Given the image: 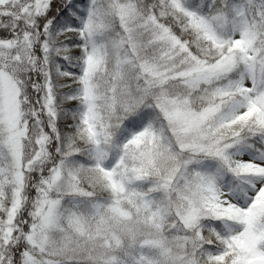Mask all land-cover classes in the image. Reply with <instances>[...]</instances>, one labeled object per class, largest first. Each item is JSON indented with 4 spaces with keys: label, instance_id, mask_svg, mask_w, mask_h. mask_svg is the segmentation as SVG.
Wrapping results in <instances>:
<instances>
[{
    "label": "snow or ice",
    "instance_id": "1",
    "mask_svg": "<svg viewBox=\"0 0 264 264\" xmlns=\"http://www.w3.org/2000/svg\"><path fill=\"white\" fill-rule=\"evenodd\" d=\"M0 264H264V0H0Z\"/></svg>",
    "mask_w": 264,
    "mask_h": 264
}]
</instances>
